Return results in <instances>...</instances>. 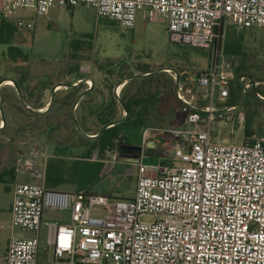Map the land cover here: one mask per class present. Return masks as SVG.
I'll return each instance as SVG.
<instances>
[{
	"label": "built area",
	"instance_id": "1",
	"mask_svg": "<svg viewBox=\"0 0 264 264\" xmlns=\"http://www.w3.org/2000/svg\"><path fill=\"white\" fill-rule=\"evenodd\" d=\"M79 6L124 30L133 29L142 12L149 22L167 23L173 42L210 50L212 61L194 82L204 92L198 96L177 82L176 98L192 129L165 131L176 138L171 164L144 163L153 134L164 132L144 130L131 199L48 189L45 173L36 168L38 156L51 158L47 150L18 157L10 227L35 236H12L6 264H37L42 227L55 262L64 264H264V136L236 144L211 133L213 124L237 110L227 105L231 87H253L225 62L223 27L263 28L264 0H1L0 13L9 18L28 9L43 16L55 7ZM16 26L33 29L21 20ZM84 83L92 88L90 79ZM238 119L242 123L243 115ZM48 211L68 213L70 222L44 220Z\"/></svg>",
	"mask_w": 264,
	"mask_h": 264
},
{
	"label": "rangeland",
	"instance_id": "2",
	"mask_svg": "<svg viewBox=\"0 0 264 264\" xmlns=\"http://www.w3.org/2000/svg\"><path fill=\"white\" fill-rule=\"evenodd\" d=\"M8 19L13 24H16L18 20L33 24L32 30L18 29V35L14 42L24 52L34 54L39 59L49 62H60L61 59L68 55L72 41L82 39L84 35H87L93 47L89 49L87 43H84L81 51L76 53L78 55L76 59L65 58L66 60L64 59L63 64L60 65L61 67L72 68L79 62L85 74H96V70H93L94 67L98 66L99 62L104 63L106 59L110 58L117 63V72L120 70L119 72L122 75L129 73L141 75L139 70L147 68L156 74L161 73L164 87L161 88L160 98L164 99L167 96L171 98L164 100L165 104L162 105L159 109L160 111L154 117L155 122H153L152 128L164 130V132L153 134L152 140L155 146L152 154L154 156L144 158L143 161L146 164L157 165L160 163L164 164L165 161H168L167 159L173 158V145L170 142L175 137L169 132L165 133V131H189L192 127L186 124V117L181 112V106L173 104V96L168 93L169 91L165 90L169 88L165 85H173L175 93L177 82H179L191 88L194 94L201 96L204 91L196 88L194 82L197 76L196 73L203 72L209 67L212 61L210 50L192 48L173 42L168 32L167 23L163 21L149 22L144 18L142 12L138 13L135 27L131 30L121 29L118 24H112L109 20L99 18L94 9L85 6H79L74 9L55 7L47 15L43 16L37 15L32 10L19 9L14 16ZM222 33L219 49L225 62L229 63L235 72L238 68L242 72H246H239V74L253 82V87L248 91L240 90L242 98L236 105L237 110L233 112L234 115L231 116L230 120L213 124L211 133L216 139L243 144L247 140L245 134L247 114L253 116V127L258 130L256 136L252 137L259 138L264 136V93L262 92L264 91V27L243 30L226 25L223 27ZM229 33L236 41L241 39L244 44L245 48L240 57L225 53V45L228 41L227 34ZM6 50V47L0 45V79L3 80L0 83V128H2L0 129V172L12 167L16 155L15 150L20 148L19 142L25 141L27 144V156L32 149H37L42 153L49 146L46 145V141L34 140V133L27 132V115L22 114L19 111L20 109H15L18 107L13 108L8 104L2 105L1 103L2 96L10 99L16 89L14 84L8 86L5 83L13 78L19 79L21 77L19 74L21 72L20 68H22V66L17 67L18 65L12 64L7 59L5 56ZM24 66L27 68V64ZM29 67H31V72L35 74L34 76L38 77L43 72V66L39 64H33ZM175 75H177V81L174 79ZM126 79L129 78L124 79L125 84L129 81H126ZM111 84L115 85V82ZM64 86L60 85L61 91L66 90L61 88ZM85 86L87 87L86 84ZM123 86L120 84L116 85L114 91L120 90L121 93ZM133 87H131V90ZM258 93L263 99L257 96ZM21 99L23 100L22 94ZM21 99L19 98V101L22 104ZM48 102L49 98H44L42 101L44 107L36 111L45 110L48 107ZM239 113L244 117L242 123L238 119ZM3 118L5 119V125L6 121L8 122L6 129H4L5 125L2 122ZM18 128L24 129L26 132H21V136L17 135L14 137V134L12 137L15 139H9L14 130ZM24 136H26V139H24ZM161 137L165 141L161 142ZM10 144H12L11 147H15L13 150H11V147L9 148ZM49 149L52 152V148ZM66 160L69 159L67 158ZM106 161L111 162L106 164L108 171L105 172V176L90 191L116 199L133 198L137 182L136 164L118 161L117 158L113 157L111 160ZM36 162L37 170L44 173L45 161L43 157L38 156ZM5 181L6 183H0L1 218L6 216L5 213L12 202V194L7 188L12 187L13 184L9 178H6ZM59 190L75 191L76 187L75 185H63ZM0 230L10 229L1 228ZM45 230V227L41 228L42 242L46 240ZM16 232L17 238H26L20 231L16 230ZM0 264H3L1 254Z\"/></svg>",
	"mask_w": 264,
	"mask_h": 264
},
{
	"label": "trees",
	"instance_id": "3",
	"mask_svg": "<svg viewBox=\"0 0 264 264\" xmlns=\"http://www.w3.org/2000/svg\"><path fill=\"white\" fill-rule=\"evenodd\" d=\"M109 21L117 25L115 21ZM17 35L16 24H13L0 13V45L7 48L5 56L12 64L18 65L17 67L22 66L19 73L21 77L19 79L13 78L12 81L19 87L23 97L21 104L15 89L10 99L2 96L1 103L2 105L8 104L13 108L18 107L15 109H20L22 114L27 115V132L34 133V140L52 144L53 154L47 161L45 171L46 188L58 190L63 185H75L76 192L95 194L90 189L108 171L106 164L102 161L111 160L112 157H117L119 160L120 150L123 146H139L144 130L152 128L153 122H155L154 117L165 104L164 100L171 98L170 96L164 99L160 98L161 88L164 87L163 75L161 73L156 74L149 68L139 70L141 75L131 73L122 75L120 70L117 72V63L110 58L106 59L104 63L99 62V65L94 69L92 67L93 70H96V74H85L79 62L72 68L61 67L60 65L67 57L75 60L78 56L76 53L81 51L84 43H87L89 49L93 47L87 35H84L82 39L73 40L69 46L68 55L57 63L45 61L34 54L24 52L14 42ZM227 38L225 53L240 57L245 48L241 39L236 41L230 33L227 34ZM26 64L27 68L24 66ZM33 64L43 66V72L38 77L34 76L35 74L31 72V67H29ZM239 72L246 73L239 68L236 69V73L239 74ZM130 77L134 78L125 84L124 79ZM85 78H90L94 82L89 91H86L85 84L72 87L75 81ZM2 81L0 79V83ZM112 82H115V85L111 84ZM119 84L124 86L120 95L117 96L114 87ZM59 85L70 88L56 93L50 103V108L45 113L37 112V109L44 107L42 101L46 93ZM132 86L134 87L131 90ZM165 86L169 87L165 90L172 94L173 104L180 105L174 93L173 85L166 84ZM240 90H242L240 86L231 87L228 106H236L240 102L242 98ZM85 91L86 94L79 100ZM262 92L264 93V91ZM77 101L75 120L73 106ZM122 105L125 107L126 115ZM120 120L122 121L119 122ZM253 125V116L247 114L245 125L247 137L256 136L258 130H255ZM6 127H8L7 121L4 129ZM105 127L106 129L103 130ZM21 132L26 131L19 128L14 130L9 139H15L14 137L17 135L21 136ZM91 136H95V138H90ZM24 142H19L20 146ZM116 142L120 144V148L114 152L113 147ZM149 142L153 141L150 140ZM14 148L12 146L11 150ZM152 152L154 149H146L144 158L154 156ZM65 157L69 160H66ZM165 162L164 164H171L170 161ZM6 178H9L12 184L15 182L13 168L0 172V183H6ZM88 187L90 188L87 189Z\"/></svg>",
	"mask_w": 264,
	"mask_h": 264
},
{
	"label": "crops",
	"instance_id": "4",
	"mask_svg": "<svg viewBox=\"0 0 264 264\" xmlns=\"http://www.w3.org/2000/svg\"><path fill=\"white\" fill-rule=\"evenodd\" d=\"M86 79L87 78L83 79L80 83H78L77 85H73L72 87H76L79 84H85L84 81ZM91 81H92V86H93L94 85V82H93L92 79H91ZM61 88H65L66 90H68L70 87L64 86V87H61ZM85 89H86V91H89L91 88L88 89L87 87H85ZM53 90L48 91L46 93L45 98L46 97L49 98V102L47 104L48 107L45 110H43V111L40 110V113H45L50 108V105H51L50 103L52 101V93H53ZM54 91L55 92H54V95L53 96L55 97V94L58 93L59 91H61L60 90V87L56 88ZM86 91L81 95V97H83L86 94ZM54 97H53V99H54ZM76 104H78V101H77ZM76 104L73 106V112H74V114H75V111H76V109L78 107V105H76ZM75 106H77V107H76V109L74 111V107ZM170 111H172V110H170ZM124 114H125V112H124ZM74 116H75V120H76V114ZM160 141L162 142V141H165V140H164V138H162V139H160ZM174 142H176V138L175 139H172L170 143H172V145H173ZM46 145H49L48 147H46V150H47L48 154L49 155H51V153L53 154V146H52V144L46 143ZM49 148H52V152H51V150ZM27 149H28L27 148V144L24 142L22 144V146H20V148H18L17 150H15L16 151V155L14 157L13 164H14V161L18 157L23 156V155L27 156L26 155V150ZM119 160L122 161V162L131 163V161L128 160V159H121L120 158ZM13 164H12V167H10V168H13ZM46 164H47V162H45V171H46ZM17 181H19V180H17V178L15 177V182L13 183L12 187H10L8 189L11 192V194H13V188H14V185H15V183ZM11 204H12V202H11ZM11 204H10L9 209L7 210V212L6 213L3 212V213L6 214V216L3 217V218L0 217V229L1 228L2 229H6V228H9L10 229V230H0V254H1V257H2L3 264H6V262L4 260V255H5L6 251H7L8 244H9V240L11 239L12 236L16 237V234H17L16 230H12L11 227H10V222H11ZM44 220H50V221H56V222L62 223V224H68L70 222V216H69L68 213L48 211V212L45 213ZM21 233L26 236L25 239L33 238L35 236V233L34 232H21ZM37 264H64L63 261H57V262H55L54 256H53V253H52V250L49 249V247L47 246L46 240H45V242H42L41 235H40V251H39V254H38Z\"/></svg>",
	"mask_w": 264,
	"mask_h": 264
},
{
	"label": "water",
	"instance_id": "5",
	"mask_svg": "<svg viewBox=\"0 0 264 264\" xmlns=\"http://www.w3.org/2000/svg\"><path fill=\"white\" fill-rule=\"evenodd\" d=\"M147 76V75H146ZM132 78H134V77H130L129 79H126V81H128V80H130V79H132ZM10 81H12V80H10ZM12 83L14 84V86H15V88H16V90H17V93H18V96H19V98L21 99V91H20V89H19V87L12 81ZM122 84V83H121ZM120 84V85H121ZM58 87H60V85L59 86H57L56 88H58ZM55 88V89H56ZM54 89V90H55ZM53 90V93H52V101H53V95H54V91ZM82 98V97H81ZM80 98V99H81ZM79 99V100H80ZM51 101V102H52ZM21 102L23 103V100L21 99ZM76 105H78V104H76ZM123 106V105H122ZM76 107L77 106H75L74 107V111H75V109H76ZM123 108H124V112H125V115H126V110H125V107L123 106ZM33 112H35V111H33ZM3 117V116H2ZM2 121H3V125H5V119L3 118L2 119ZM122 120H120L119 122H121ZM78 128H79V126H78ZM1 129V128H0ZM106 129V127L105 128H103V130H105ZM79 130H80V128H79ZM82 132V131H81ZM90 138H95V136H91ZM154 146H155V143L154 142H149L148 144H147V147H146V149H149V150H151V149H153L154 148ZM124 150L126 149V150H137V154H138V158H137V160H135L134 161V163H138L140 160H141V154H142V148L140 147V146H128V147H124L123 148ZM120 152H122V151H120ZM122 159V158H121Z\"/></svg>",
	"mask_w": 264,
	"mask_h": 264
},
{
	"label": "flooded vegetation",
	"instance_id": "6",
	"mask_svg": "<svg viewBox=\"0 0 264 264\" xmlns=\"http://www.w3.org/2000/svg\"><path fill=\"white\" fill-rule=\"evenodd\" d=\"M124 147L125 146H123V148ZM123 148L120 150V151H122V152H120V158L128 159L131 161V163H134V161L137 160V158H138L137 150H126V149L124 150Z\"/></svg>",
	"mask_w": 264,
	"mask_h": 264
},
{
	"label": "bare ground",
	"instance_id": "7",
	"mask_svg": "<svg viewBox=\"0 0 264 264\" xmlns=\"http://www.w3.org/2000/svg\"><path fill=\"white\" fill-rule=\"evenodd\" d=\"M5 85L11 86V85H13V83H12V81H8L5 83Z\"/></svg>",
	"mask_w": 264,
	"mask_h": 264
}]
</instances>
